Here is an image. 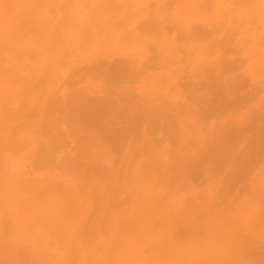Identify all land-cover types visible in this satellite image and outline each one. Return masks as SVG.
<instances>
[{
    "label": "bare ground",
    "instance_id": "bare-ground-1",
    "mask_svg": "<svg viewBox=\"0 0 264 264\" xmlns=\"http://www.w3.org/2000/svg\"><path fill=\"white\" fill-rule=\"evenodd\" d=\"M1 161L0 264H264V0H0Z\"/></svg>",
    "mask_w": 264,
    "mask_h": 264
},
{
    "label": "rangeland",
    "instance_id": "rangeland-1",
    "mask_svg": "<svg viewBox=\"0 0 264 264\" xmlns=\"http://www.w3.org/2000/svg\"><path fill=\"white\" fill-rule=\"evenodd\" d=\"M249 90H251V88H248ZM248 89H245L244 91L245 92H249V90ZM69 113V112H68ZM27 162V163H26ZM29 161V159L27 160V159H25V160H23L22 162H17V163H13V164H11V166L8 168L9 169V172H11V174H13V176H17V174H19V172H21L22 170H28L29 172H31V171H33L35 168L34 167H36V166H33L31 163L32 162H30ZM1 164H0V167L1 168H3L4 169V164H3V161H1L0 162ZM19 164V165H18ZM24 164H25V168H24ZM30 167V168H29ZM2 169V170H3ZM31 170V171H30ZM2 173H3V171H2ZM2 173H0V174H2ZM3 175V174H2ZM1 181V180H0ZM2 182V181H1ZM7 218L5 217L4 218V220H6ZM8 221V220H7ZM8 224V223H7ZM4 228L6 229H4V231L3 232H5V234H8V239H15V237H14V233H13V231H12V228H11V224L9 225H5L4 226ZM10 230V231H9ZM6 231H7V233H6ZM12 231V232H11ZM9 232V233H8ZM12 233V234H11ZM35 234V233H34ZM7 235H5V237H6ZM35 241L36 240H38V238H35L34 239ZM44 242L49 246V248L50 249H52V248H54L55 246H56V243H52L51 242V239L50 238H45L44 239ZM24 249V246H21L18 250H17V253L18 252H23V251H26L25 249ZM18 254H20V253H18ZM48 259H49V261H48ZM48 259L45 261V262H43L42 264H46V262H50L49 264H54V261H53V259L49 256L48 257ZM33 262V261H32ZM34 263V262H33ZM48 264V263H47Z\"/></svg>",
    "mask_w": 264,
    "mask_h": 264
}]
</instances>
